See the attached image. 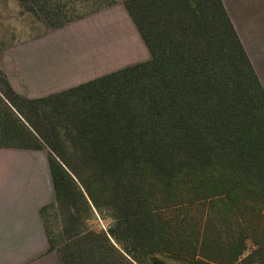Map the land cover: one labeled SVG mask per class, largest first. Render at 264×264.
<instances>
[{"label": "trees", "instance_id": "16d2710c", "mask_svg": "<svg viewBox=\"0 0 264 264\" xmlns=\"http://www.w3.org/2000/svg\"><path fill=\"white\" fill-rule=\"evenodd\" d=\"M18 1L52 29L77 18ZM124 6L146 61L42 99L0 72V148L48 150L50 251L60 264H264L259 64L222 0Z\"/></svg>", "mask_w": 264, "mask_h": 264}, {"label": "crops", "instance_id": "0c3cea01", "mask_svg": "<svg viewBox=\"0 0 264 264\" xmlns=\"http://www.w3.org/2000/svg\"><path fill=\"white\" fill-rule=\"evenodd\" d=\"M47 1L63 6L57 10L61 17L77 18L52 29L27 9L43 31L7 48L0 62V72L16 95L47 98L149 59L124 6L128 0H113L115 5L87 15H82V0ZM222 3L240 37L246 27L264 26V0ZM23 6H18L21 11ZM38 152L0 148V264H60L41 218L54 194L48 154Z\"/></svg>", "mask_w": 264, "mask_h": 264}, {"label": "rangeland", "instance_id": "374dc122", "mask_svg": "<svg viewBox=\"0 0 264 264\" xmlns=\"http://www.w3.org/2000/svg\"><path fill=\"white\" fill-rule=\"evenodd\" d=\"M19 4L24 5L21 2L15 4L12 0H0V62L6 57L7 48L18 41L28 39L33 31L42 32L44 29L36 27V24L39 22L32 17V13L27 11L29 7L24 5L25 7L23 6L24 8L21 11L18 7ZM40 21L43 22L42 20ZM45 26L48 25L44 24ZM244 31L246 33L241 34L243 46L248 51L251 59L259 64L256 67L264 84V26L259 25L255 28L246 27ZM37 154L46 156L48 150H39ZM96 227L94 223L93 228L95 229Z\"/></svg>", "mask_w": 264, "mask_h": 264}]
</instances>
